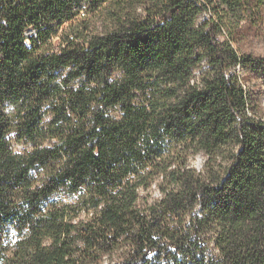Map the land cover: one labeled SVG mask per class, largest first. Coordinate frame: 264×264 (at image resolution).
<instances>
[{"label": "trees", "instance_id": "16d2710c", "mask_svg": "<svg viewBox=\"0 0 264 264\" xmlns=\"http://www.w3.org/2000/svg\"><path fill=\"white\" fill-rule=\"evenodd\" d=\"M252 7L0 0V264H264Z\"/></svg>", "mask_w": 264, "mask_h": 264}, {"label": "rangeland", "instance_id": "374dc122", "mask_svg": "<svg viewBox=\"0 0 264 264\" xmlns=\"http://www.w3.org/2000/svg\"><path fill=\"white\" fill-rule=\"evenodd\" d=\"M241 16L242 18L239 23L240 28H238V33H236L240 42L235 43V46L243 53L264 57V9L252 7L244 10L241 13ZM207 17L208 15L204 14L200 21H203ZM79 23L77 22L75 25H78ZM84 25H88L90 27V31H101L102 21L100 19V14L97 12L93 13V15L86 20ZM232 32L235 33L234 27H232L231 31L226 29L224 31V36H229ZM57 41L58 40H55V42ZM244 74L249 78L250 85L257 90L258 94H260L264 109V77L257 76L255 74L250 75V73ZM17 149L21 150L22 147L18 146ZM202 162V158L198 157L193 161V164L197 168H201ZM154 196H156V194Z\"/></svg>", "mask_w": 264, "mask_h": 264}, {"label": "built area", "instance_id": "2783aa9c", "mask_svg": "<svg viewBox=\"0 0 264 264\" xmlns=\"http://www.w3.org/2000/svg\"><path fill=\"white\" fill-rule=\"evenodd\" d=\"M87 15V10L85 9V7H82L79 15H78V18L80 17H85ZM35 33V29L33 26L29 27L26 31H25V35H26V40L25 42L27 44H30V39H29V36L33 35ZM55 40H58V38H55L54 39V42Z\"/></svg>", "mask_w": 264, "mask_h": 264}]
</instances>
